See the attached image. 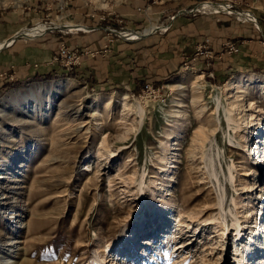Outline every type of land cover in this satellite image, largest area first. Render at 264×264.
I'll use <instances>...</instances> for the list:
<instances>
[{
	"label": "rangeland",
	"instance_id": "1",
	"mask_svg": "<svg viewBox=\"0 0 264 264\" xmlns=\"http://www.w3.org/2000/svg\"><path fill=\"white\" fill-rule=\"evenodd\" d=\"M2 13L21 34L45 27L4 46L61 37L52 61L68 75L0 73V264H237L236 245L239 264L264 259V68H217L251 42L264 64V0H0ZM196 18L210 30L164 79L101 91L73 75L114 41L171 47ZM99 30L107 45L69 44Z\"/></svg>",
	"mask_w": 264,
	"mask_h": 264
},
{
	"label": "crops",
	"instance_id": "2",
	"mask_svg": "<svg viewBox=\"0 0 264 264\" xmlns=\"http://www.w3.org/2000/svg\"><path fill=\"white\" fill-rule=\"evenodd\" d=\"M181 21V20H180ZM188 24L174 34L171 35V42L174 44L170 47L168 40L161 47L158 43H153V38L149 37L140 43H130L126 41H114L112 50L104 56L95 58L84 57L79 67L75 68L74 74L86 86H93L101 91H108L113 88H128L133 87L138 82L139 77L144 75H158L156 79H164L167 71L175 70L178 66V57L184 52L190 50V41L192 37H198L201 34L202 26H208V18H200L190 21ZM210 23V22H209ZM23 22L18 17L12 16L9 13L0 14V47L8 44L10 38H14L22 28ZM212 26V23H210ZM180 26L178 23L177 28ZM210 26V27H211ZM201 27V29H199ZM207 27V31L210 30ZM212 29V28H211ZM191 31L190 34H188ZM73 33V32H71ZM64 34H67L65 32ZM59 36V35H58ZM189 36V43L185 42ZM65 38L67 36H64ZM163 37V36H160ZM164 38V37H163ZM168 37L165 36V39ZM61 37H56V34L49 33L46 37L39 39H18L10 45H5L0 51V73L12 70L16 74V81H36V80H52L68 75V70L52 61L56 56L59 48ZM110 35L99 30L94 34H78L73 37L70 35L68 41L70 45L79 44L85 47L94 48L96 45H107ZM159 42V41H158ZM192 49V48H191ZM244 54L239 57V60L234 59L230 62L219 65L217 68L228 69L239 64L240 70H255L264 68L263 62L256 57L260 50L258 42H251L243 47ZM188 53V52H187ZM156 56L161 60L158 63L161 67L160 73L155 72L152 65L156 61L153 57ZM236 62V63H235ZM235 63V64H234ZM229 66V67H228ZM167 68V71H166ZM153 71H150L152 70ZM161 75V77H159ZM8 81L0 79V97L8 88Z\"/></svg>",
	"mask_w": 264,
	"mask_h": 264
},
{
	"label": "bare ground",
	"instance_id": "3",
	"mask_svg": "<svg viewBox=\"0 0 264 264\" xmlns=\"http://www.w3.org/2000/svg\"><path fill=\"white\" fill-rule=\"evenodd\" d=\"M223 9H225V8H223ZM68 27V26H67ZM44 30H45V27L44 26H38L37 28H34V29H32V30H28L27 31V35L28 36H36V34L37 33H40V32H44ZM48 30V29H47ZM19 34H21V33H17V35H19ZM44 34V33H43ZM132 39V38H131ZM1 49V48H0ZM67 89V87H61L60 88V91H63V90H66ZM59 90V89H58ZM53 93V90H51V91H49V92H47L46 93V95H47V100H49V102H50V97H51V94ZM94 102H98V100H94ZM182 217H183V215H182ZM166 218H168V216L166 217ZM180 218H181V215H179L178 217H177V220H180ZM239 225V224H238ZM237 225V226H238ZM236 231H237V241H240L241 239H242V237H243V235H242V231H241V226H238L237 228H236ZM252 234H253V232H251V237H252ZM173 235L172 234H169V232H168V235H167V241L170 239L171 240V237H172ZM251 239L249 238V241H250ZM168 243V242H167ZM149 246H152V244H149ZM107 249L109 248V246H107L106 247ZM179 248H184L183 246H180ZM243 249H245V252L246 253H252L254 250H251V249H249V248H247L246 246H244V247H242ZM178 250V249H177ZM256 254V252L254 251V254L252 255V256H254ZM234 256H235V263H237V264H239V262H238V257H240L241 256V258L243 257L244 258V253L242 252V250L240 249V247H238L237 245H236V249H235V253H234ZM250 257V256H249ZM246 258V257H245ZM259 259H261V260H259ZM257 261H260L259 263H257V264H262V263H264V259L263 258H259ZM261 261H263V262H261Z\"/></svg>",
	"mask_w": 264,
	"mask_h": 264
},
{
	"label": "water",
	"instance_id": "4",
	"mask_svg": "<svg viewBox=\"0 0 264 264\" xmlns=\"http://www.w3.org/2000/svg\"><path fill=\"white\" fill-rule=\"evenodd\" d=\"M19 37H27V35H26V34H19V35H17L14 39H17V38H19Z\"/></svg>",
	"mask_w": 264,
	"mask_h": 264
}]
</instances>
